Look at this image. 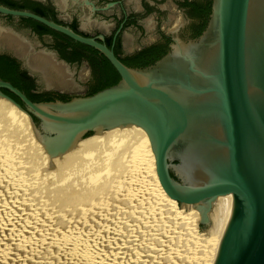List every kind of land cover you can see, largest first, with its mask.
Segmentation results:
<instances>
[{
    "label": "water",
    "instance_id": "95a60500",
    "mask_svg": "<svg viewBox=\"0 0 264 264\" xmlns=\"http://www.w3.org/2000/svg\"><path fill=\"white\" fill-rule=\"evenodd\" d=\"M58 3L66 6L64 0ZM0 15L14 18L0 17V54L18 59L40 91L73 97L36 103L0 80V99L21 110L48 157L65 154L87 133L138 127L165 193L199 215L201 241L209 239L214 203L225 198V224L212 264H264V0H213L208 23L195 39H190L184 17L170 9L160 28L165 33L179 29L181 38L176 36L170 50L144 68L123 64L102 36L88 38L30 11L2 5ZM110 15L94 16L88 7L71 2L61 19L68 23L76 16L80 30L94 35L111 31L106 26ZM20 18L98 51L120 81L86 96L99 80L95 68L101 60L66 62L55 49L66 48L65 43L40 38ZM156 29L154 25L142 41L155 40ZM130 30L128 48H138V34Z\"/></svg>",
    "mask_w": 264,
    "mask_h": 264
},
{
    "label": "bare ground",
    "instance_id": "6f19581e",
    "mask_svg": "<svg viewBox=\"0 0 264 264\" xmlns=\"http://www.w3.org/2000/svg\"><path fill=\"white\" fill-rule=\"evenodd\" d=\"M96 131L52 159L0 99V264H212L225 198L199 242V215L165 193L144 133ZM39 168L50 185L32 179ZM175 205L189 211L178 216Z\"/></svg>",
    "mask_w": 264,
    "mask_h": 264
},
{
    "label": "flooded vegetation",
    "instance_id": "af4514ba",
    "mask_svg": "<svg viewBox=\"0 0 264 264\" xmlns=\"http://www.w3.org/2000/svg\"><path fill=\"white\" fill-rule=\"evenodd\" d=\"M58 1L0 0V5L12 9V7L21 8L41 4L50 17L61 22V17L66 13L67 6L71 2L77 4V8L80 6L88 7L90 13L94 16H105L108 12L111 14L108 20H112L109 23L105 21L108 23L106 26L108 25L107 27L111 29L109 32L100 31L94 35L84 33L80 30L78 17L76 16L72 18L71 22L66 23L63 21L62 24L75 29L78 34L88 38L98 39L99 36H102L104 38L103 43L113 50L116 57L132 68L153 65L156 60H159L170 50L176 36L181 38L179 29L171 33H165L161 30V18L167 14V11L175 8L184 17V23L189 25L190 39H195L203 32L208 23L213 2V0H64L66 6L62 8ZM134 4L136 8L130 10L131 5ZM150 16L153 17L148 21L147 18ZM0 17L7 18L1 15ZM154 25L158 29L156 39L152 42H143L142 39L147 35V32L153 29ZM130 29L138 34V48H128L130 37L126 32ZM83 57L86 59L85 61L88 60L87 56L83 55Z\"/></svg>",
    "mask_w": 264,
    "mask_h": 264
},
{
    "label": "trees",
    "instance_id": "16d2710c",
    "mask_svg": "<svg viewBox=\"0 0 264 264\" xmlns=\"http://www.w3.org/2000/svg\"><path fill=\"white\" fill-rule=\"evenodd\" d=\"M35 5V6H34ZM32 6H23L21 8H13L19 10H26L37 15H40L44 18L52 20L60 25H63L61 21L50 17L47 11L41 6V4H34ZM211 14V13H210ZM8 19L12 20L13 17L6 16ZM24 24L29 26L33 31L40 37L44 36H52L57 40L61 41V43L66 44V48H62L59 45H56L55 49L58 51L61 59L65 60L70 64L74 63H82L84 59L83 55L90 57L88 60L92 61L91 57L94 59L98 58L100 63L95 68V72L99 76V80L97 84L91 87L86 96H92L99 91H102L106 88L116 85L120 81V76L114 67L110 64V62L100 53L88 46L82 45L73 41L72 39L36 22L31 19L20 18ZM73 31L78 33L75 29L71 28ZM205 29V28H204ZM204 31V30H203ZM201 35V34H200ZM199 35V36H200ZM198 36V37H199ZM89 55V56H88ZM157 61V60H156ZM155 61V62H156ZM123 63V62H122ZM128 66L126 63H123ZM100 67V68H99ZM129 67V66H128ZM132 68V67H131ZM138 68V67H137ZM144 68V67H139ZM0 80L11 83L18 90L23 92L31 101L40 103V102H53L56 100H60L63 102L70 101L73 97L65 94L55 93V92H42L38 88L34 78H32L27 71L21 68V63L15 57L7 54H0ZM5 95L9 96L13 100H15L18 104H20L23 108L24 105L21 100L15 96L10 91L3 89L1 90ZM35 123L38 122L36 118L33 117Z\"/></svg>",
    "mask_w": 264,
    "mask_h": 264
},
{
    "label": "rangeland",
    "instance_id": "374dc122",
    "mask_svg": "<svg viewBox=\"0 0 264 264\" xmlns=\"http://www.w3.org/2000/svg\"><path fill=\"white\" fill-rule=\"evenodd\" d=\"M92 134H95V133H87V134H85V135L83 136L82 139H84V138H85V139H86V138H89V137L92 136ZM58 157H59V156H58ZM58 157H53L52 159H56V158H58ZM32 169H33V168H32ZM32 169H31V170H32ZM31 170H30V171H31ZM41 170H42V171H41ZM43 170H44L45 172H44ZM46 170L48 171V169H45V168H44V169H41V168H39V170H38L37 172H34L35 175H32L33 171H35V169H33V170L31 171L32 173L30 172V175H32V179H33L34 181H36V180H44V179H43V178H44V177H43V176H44L43 174H45V173H49V172H50V171L47 172ZM42 172H43V174H42ZM37 173H38V174H37ZM51 173H53V171H51ZM27 174H28L27 177H28V181H29V180H31V176H29V173H27ZM27 174H26V175H27ZM36 174H37V175H36ZM34 176H35V178H34ZM36 176H37V177H36ZM36 178H37V179H36ZM33 180H31V181H33ZM43 182H45V180H44ZM45 183H46V182H45ZM46 185L48 186V185H50V183L47 182ZM36 189H37V190H38V189L40 190V188H38V187H37ZM179 205L182 206L181 204H179ZM214 205H216V202L214 203ZM175 206H176V207H175V208H176L175 210H176L178 216L183 215L184 213H186L187 211H189V210L191 209V207H192L191 205H186V206H189V207H188L189 210H188V208H187V209L185 210V212H184L183 214H181L182 211L185 209L186 206H185L183 209H181L182 207H178L177 205H175ZM213 208H214V207H213ZM210 215H211V214H210ZM210 223L212 224V221H210ZM195 234H197V237H199V235H198V231H197V232L195 231ZM198 241H199V240H198ZM199 242H201V240H200ZM201 243H202V242H201Z\"/></svg>",
    "mask_w": 264,
    "mask_h": 264
}]
</instances>
